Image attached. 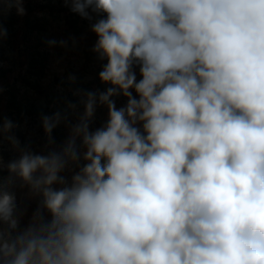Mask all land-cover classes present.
<instances>
[{
    "label": "clouds",
    "instance_id": "clouds-1",
    "mask_svg": "<svg viewBox=\"0 0 264 264\" xmlns=\"http://www.w3.org/2000/svg\"><path fill=\"white\" fill-rule=\"evenodd\" d=\"M28 2L0 0V46ZM59 2L107 87L73 91L75 122L71 100L42 113L41 152L0 106V264H264V0Z\"/></svg>",
    "mask_w": 264,
    "mask_h": 264
},
{
    "label": "rangeland",
    "instance_id": "rangeland-1",
    "mask_svg": "<svg viewBox=\"0 0 264 264\" xmlns=\"http://www.w3.org/2000/svg\"><path fill=\"white\" fill-rule=\"evenodd\" d=\"M25 8L27 15L24 17L17 16L14 9L4 17L8 37L0 46V87L3 88L0 106L5 116L26 121V126L17 135L22 142L30 140L32 149L41 152L45 139L39 127L40 115L63 109L65 100H71L78 104L76 113L71 116L75 122L76 115L83 112V105L73 91L76 88L104 90L107 85L98 79L103 62L91 51L96 37L89 30L87 21L72 14L59 0H29ZM73 38L77 42L75 47L72 46ZM49 39L67 40L68 47L49 48L46 44ZM70 75L77 77L75 83L68 80ZM116 103L120 107L126 100L118 97ZM106 120L107 109L99 107L93 129ZM68 134L63 123L53 132L57 144L62 143ZM11 158L6 143L5 164ZM4 174L7 175L6 169ZM26 191L18 190L20 206L26 209L21 227L28 223L36 207V201L25 198Z\"/></svg>",
    "mask_w": 264,
    "mask_h": 264
}]
</instances>
